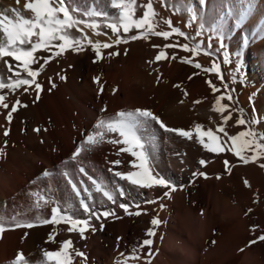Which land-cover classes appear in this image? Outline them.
<instances>
[{
    "label": "bare ground",
    "instance_id": "6f19581e",
    "mask_svg": "<svg viewBox=\"0 0 264 264\" xmlns=\"http://www.w3.org/2000/svg\"><path fill=\"white\" fill-rule=\"evenodd\" d=\"M27 2L29 0H19V4L17 0H0V14L11 18L12 13L7 9L19 8L25 16H30V13L23 12ZM138 2L146 3L147 0ZM152 2L159 13L157 20L170 18L173 26H179L189 35L194 36L200 23H205L202 36L196 42L204 40L206 44L210 35L208 26L222 25L232 63L223 62V51L215 53V37L211 56L203 52L193 56L180 49H167L169 59L160 62H154V58L166 43L179 41L181 45L189 43L194 46V41L175 35L167 41L150 36L147 40L102 49L104 59L100 61L95 60L85 41V50H69L46 65L44 59L50 53L38 50L35 55L39 63L33 67H44L37 78L43 86L39 99H36L35 91L25 93L20 89L6 97L9 109L0 107V148L3 149L0 153V217L5 220L17 217L22 221H35L37 216L50 218L51 207L58 204L62 208L71 207L76 217L85 219L88 214L80 209L79 199L88 196L83 191L88 188L92 193L87 201L89 206L95 211L114 210L119 219L108 217L97 221L93 218L90 223L96 230H87L84 233L86 238H81L78 233H68V226L63 224H37L32 228L6 225L7 230L0 234V264H10L18 252L24 254L29 264H35L42 250H58L61 242L68 239H71L73 249L85 254V258L74 256L73 264H148L149 259L150 264H264V241L249 246V241L264 234V168L259 166L264 163V158L256 163L243 164L230 152L213 153L195 139L180 138L165 132L159 125H153L150 129V167L154 175L163 176L175 184V191L160 186L151 189L130 187L116 177L115 171L134 170L129 166L130 155H118L116 145L103 143L82 152L78 159H72L75 148L83 136L93 130L96 121L120 110H151L171 128L187 130L200 123L215 130L221 123V115L212 111V105L220 93L213 94L206 82L209 79L221 93L225 92L224 84H227L233 97L243 103L252 116L255 112L264 121V94L259 96L255 92V83L264 78V22L255 23L264 16V0H252V7L243 19L237 0ZM68 3L85 10L95 7L110 16L116 12L109 0H68ZM188 7L197 15L191 28L187 27L190 13L185 9ZM229 8H233L230 15L227 14ZM140 15L142 10L138 9L137 16ZM157 30L170 29L161 22ZM84 31L93 42L110 43L116 39V35L102 23L99 29L85 28ZM97 32L102 34L97 35ZM132 34H137L136 30L128 35ZM113 51L120 54L108 56ZM173 54L177 55L174 60L170 58ZM185 56L193 63H200L202 69L180 62ZM7 59L15 63L11 58ZM238 59L243 61L242 70L246 73L243 82L233 71ZM213 60L221 66L223 82L217 73L203 71V68L211 67ZM0 74L8 75L3 61H0ZM60 75L66 76V80H60ZM234 75L236 81L232 79ZM96 77L100 78V83L95 82ZM50 80L56 84L55 88H51ZM6 90L0 94H5ZM17 99L26 107H18L9 123L7 112ZM197 100L202 102L194 103ZM222 103H229L232 110V119L225 126L229 135L244 130L235 126V121L240 118L235 111L238 109L236 103L226 100ZM105 107L106 112L102 111ZM258 127L264 132V122ZM35 128L41 131H33ZM5 130L9 132L7 136ZM117 159L121 164L113 165L111 162ZM201 160L206 164L202 166ZM225 160L230 162V173L225 169ZM80 168H84L88 175L81 173ZM45 171L51 175L44 177ZM200 172L206 173L207 178L193 175ZM89 176L102 181L116 202L108 201L97 192ZM70 180L81 189V197H77ZM165 191H170V199H160ZM37 193L52 202L40 211L35 210ZM121 203L131 205L130 211H140L141 215H127L119 207ZM137 204L139 208L135 207ZM161 204L165 205L163 209ZM248 209L252 211L248 212ZM157 216L164 223L154 229L151 246L154 255L148 257L145 246L138 253L139 258L133 257L131 250L149 238L147 230ZM253 225L259 227L253 231ZM53 232L56 233L54 243L48 240Z\"/></svg>",
    "mask_w": 264,
    "mask_h": 264
},
{
    "label": "snow or ice",
    "instance_id": "6c2138e0",
    "mask_svg": "<svg viewBox=\"0 0 264 264\" xmlns=\"http://www.w3.org/2000/svg\"><path fill=\"white\" fill-rule=\"evenodd\" d=\"M240 5V18L243 19L250 11L252 7V0H237ZM202 3H206V0H202ZM19 4V0H17ZM109 4L112 8L116 9V12L110 16L106 12H102L95 7L90 10L80 9L78 6H72L68 3V0H29L24 6L23 12L30 13V16H25L19 8L7 9L8 12L12 13L10 18L6 14H0V61L4 62L7 76L0 74V93L7 89L11 93H16L18 90L23 89L25 93L30 90L36 92V99H39V93L43 91V86L37 82V78L44 70L43 65L39 68H34V64L39 63V59L36 57L38 50H44L50 53V55L44 59L46 65L50 60L55 57H60L67 51H83L84 42L91 47L94 53L96 61L104 59V53L102 49H112L114 46L120 44H127L129 41H136L140 39H149L150 36L162 37L166 41L171 37L178 36L187 40L194 41V46H190L189 43L179 44L166 43L162 49H160L154 58V62H160L169 59L167 49H180L186 53H190L193 56H198L203 52L204 55L211 56L213 47V38L217 40V46L215 53L219 54L223 51V62L231 64L230 53L226 48L225 39L226 32L222 25H216L215 27L208 26L210 35L207 38V43L204 40H198L202 36L203 30L205 29V23H200L198 30L195 35H189L185 30H182L179 26H173L172 20L159 21L157 17L159 13L155 10L152 0H147L146 3L138 2V0H109ZM142 10V15L137 16V10ZM190 13L187 20V27H193V22L197 20V15L194 9L188 7L185 9ZM233 8L227 10V14H231ZM92 18V19H89ZM166 24L170 30L158 31L157 26L159 23ZM110 29L113 34L116 35V39L112 42H93L84 29H99L101 27ZM79 33V35L74 34ZM133 30H136L137 34L128 35ZM123 33V35L121 34ZM97 35L102 33L97 32ZM106 34V33H103ZM153 47H159L154 45ZM207 49V50H205ZM118 51L109 52L108 56L119 55ZM239 57V53H237ZM7 58H11L15 63L9 62ZM171 59H176L177 55L173 54ZM180 62L187 63L194 66L196 69H202L200 63H193V60L188 56L181 57ZM153 63V61H149ZM244 68L243 61L238 59L236 67L233 71L238 74L239 80L243 82L246 73L242 70ZM203 71L208 73H217L218 79L223 82V76L220 75L221 66L212 61L211 67L203 68ZM198 73H194L196 75ZM60 80H66V76L60 75ZM189 79H192L190 76ZM233 81H236L237 76L232 77ZM96 83H100V78H95ZM159 82V78L157 80ZM213 94L216 98L212 105V111L221 115V123L216 125L215 130L212 127L205 128V125L195 123L190 129L183 128H171L164 124L159 116L155 115L151 110L137 108L135 110H120L111 116L99 118L92 131L87 132L79 145L75 148L72 159H78L82 152L90 151L93 148L108 143L111 145L118 146V155L120 153L128 154L132 159L129 161L130 168L127 172L115 171L113 174L120 180L126 181L130 187L140 189H151L154 186H160L168 188L171 191L176 190V185L172 184L169 180L163 176H157L153 174L152 168L150 167L151 160V137L150 129L153 125H159L165 132L172 133L180 138L188 140H197L204 148L208 149L213 153H224L230 152L234 157L239 159L243 164L259 162L261 158H264V132H258L254 130V126H258L261 121L258 114L255 112L250 120L243 118L244 110L237 109L240 118L235 121L236 127H243L244 130L234 135H229L226 131V125L232 119V110H230L229 103H222V101H233V95L228 90L227 84H224L225 92L221 93L220 89L209 79L206 81ZM51 88H55L56 84L50 80ZM179 87V85H176ZM50 88V90H51ZM101 92L103 86L101 85ZM187 96V92H184ZM202 101L197 100L194 103H201ZM183 103V101H181ZM0 107L9 109V104L6 102V94H0ZM18 107H26L22 105L20 100L17 99L7 112V121L10 123L12 120V114L18 110ZM102 111H107L102 109ZM227 112V115L224 113ZM46 131V129H44ZM35 132H40V128L33 129ZM9 134L8 130L4 131V135ZM222 134V135H220ZM6 144V141H5ZM3 149L0 148V153ZM113 165H120L121 160L117 159L111 162ZM203 166L206 164L204 160L199 161ZM225 169L230 173L231 166L228 160L224 161ZM259 166L264 168V163H260ZM79 171L84 175H88L84 168H80ZM51 173L45 171L44 177H48ZM67 175V174H66ZM194 176L200 175L207 178V174L193 173ZM92 180V184L96 191L101 193L103 197H106L108 201L115 203V197L111 191L107 190L102 181L98 182L93 177H88ZM220 177L217 176V179ZM70 186L74 189L77 197H81V189L77 187L76 183L69 181ZM244 184L249 186L248 181L244 180ZM183 188V186H181ZM84 192L88 193L87 197H81L79 199V207L82 212L87 213V218L80 219L72 213L71 207L62 208L60 205L52 206L50 209V218L35 217V221H22L17 217H12L10 220H5L4 217H0V234L4 233L7 228L6 225L11 224L14 228H32L40 225H67L68 233H78L81 238H86L84 233L91 229L93 232L96 230L95 226L90 221L95 218L97 221H102V218L116 217L114 210H101L95 211L89 206L87 202L92 193L88 188L83 189ZM120 194L123 195V189L120 190ZM37 200L35 202V210L40 211L44 207L52 203L44 196L36 194ZM171 198L170 191H165L163 198ZM146 203H155V201H147ZM124 212L129 215H141L140 211H130L131 205L121 203L119 205ZM139 208L137 204L135 206ZM164 204L160 205L163 209ZM248 209V212H251ZM247 215V213H246ZM161 221L158 216L151 220V225L147 230L146 235L149 238L144 239L138 244L136 248L131 250L132 256L139 258L138 253L143 251L145 246L148 248L147 256L152 257L151 246L154 243L153 237H155L154 229L158 227ZM259 226L253 225L252 230L255 231ZM103 229V223L101 222V230ZM56 233L53 232L49 235V242H55ZM119 239V238H118ZM257 241H264V234L259 235L256 239L249 241V246L257 243ZM214 243V242H213ZM158 249L156 253H158ZM240 251H243L241 249ZM123 256V253H121ZM79 256L85 258V254L72 248L71 239L64 240L61 242V246L58 250H42L41 255L35 264H73V257ZM10 264H29L28 259L25 258L22 252H18L15 259ZM150 264V259L148 260Z\"/></svg>",
    "mask_w": 264,
    "mask_h": 264
},
{
    "label": "rangeland",
    "instance_id": "374dc122",
    "mask_svg": "<svg viewBox=\"0 0 264 264\" xmlns=\"http://www.w3.org/2000/svg\"><path fill=\"white\" fill-rule=\"evenodd\" d=\"M199 1V0H197ZM259 20H255L257 24H261V22H264V16L263 17H260L258 18ZM254 23V25H256ZM252 51V49H251ZM255 59H258V56L255 57ZM248 69V68H247ZM250 69V68H249ZM249 71V70H247ZM43 73V71L41 72V74ZM40 74V75H41ZM257 84V85H256ZM255 92H256V95H262L264 94V78L263 79H260L258 80L256 83H255ZM6 97H9L12 95V93L9 91V90H6ZM258 97V96H257ZM233 101L236 103V105L238 106V109H243L244 110V115H243V118L247 121V120H250L252 118V115H251V112L247 109V107H245L243 105V103H241L240 101L236 100L235 97H233ZM260 99V98H259ZM261 128H259L258 126H254V130L258 131V132H263V130L261 131L260 130Z\"/></svg>",
    "mask_w": 264,
    "mask_h": 264
}]
</instances>
